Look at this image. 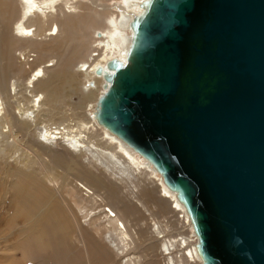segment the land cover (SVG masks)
Segmentation results:
<instances>
[{
	"label": "bare ground",
	"instance_id": "obj_1",
	"mask_svg": "<svg viewBox=\"0 0 264 264\" xmlns=\"http://www.w3.org/2000/svg\"><path fill=\"white\" fill-rule=\"evenodd\" d=\"M144 2L120 0L114 13L106 9L107 0H0V153L7 169L17 170L9 198L0 204L1 215L13 212L12 217H0V235L13 233L16 226L23 233L12 242H0V264H25L27 259L34 264H137L142 257L133 250L140 245L158 248L156 255H162L164 264H204L198 236L177 192L146 156L100 124L98 101L92 123L64 113L66 103L82 111L100 84L98 99L107 90L106 74L113 72L109 62H127L134 35L131 23L144 10ZM96 32L99 43L93 46ZM22 47L35 49L36 59L29 53H23L26 61L17 56L15 50ZM90 50L82 69L84 83L93 88L80 96L81 102L72 103L65 92H76L81 74L76 69ZM20 125L29 130L42 126L39 148L19 150ZM58 144L62 150H56ZM70 147L87 155L86 160L71 165ZM150 182L159 186L141 193L139 188ZM127 187L128 193L138 192L140 206L122 197ZM154 200L173 216L154 217ZM116 201L120 203L112 206ZM142 209L147 224L138 222ZM179 215L192 224L191 240L175 241ZM15 219L20 227L15 223L3 229Z\"/></svg>",
	"mask_w": 264,
	"mask_h": 264
},
{
	"label": "water",
	"instance_id": "obj_2",
	"mask_svg": "<svg viewBox=\"0 0 264 264\" xmlns=\"http://www.w3.org/2000/svg\"><path fill=\"white\" fill-rule=\"evenodd\" d=\"M144 6L97 120L177 192L204 264H264V0Z\"/></svg>",
	"mask_w": 264,
	"mask_h": 264
},
{
	"label": "rangeland",
	"instance_id": "obj_3",
	"mask_svg": "<svg viewBox=\"0 0 264 264\" xmlns=\"http://www.w3.org/2000/svg\"><path fill=\"white\" fill-rule=\"evenodd\" d=\"M119 3H120V0H107L108 7L106 9L107 10L111 9L114 13H116V10L119 9V6H118ZM100 9H103V8H100ZM98 31L105 34V32L101 31V29ZM97 32L94 33V36H96V38L98 40L94 42L93 46H95L96 44L99 43L100 36L97 35L98 34ZM96 52L97 51H94L92 54H95ZM15 53L17 56L21 57L24 61H26L28 59V57L23 58V56H24L23 53L31 54L30 55L31 58H34L37 55V53L35 52V49L25 48V47L16 49ZM90 55H91V50L89 53L86 54V57L81 58V59H83V62H82L83 64L80 62V64H78L79 69H76V71H78L77 73H81L80 75L78 74L79 83H78L76 92L71 93L69 91V89H67L65 92V97L68 100H70V102H72V103L81 102L80 96L84 92L90 91L93 88V84L91 86H89L88 81L86 83H84V81H86L87 76L82 69V68H84V64H87V61H88V58H90ZM35 59H36V57H35ZM84 62H86V63H84ZM26 67H28V64L26 65ZM12 81H14V80L12 79L11 82ZM103 85H104V83L100 84L96 88L95 97L89 98L88 100L84 101V109L82 111L77 113V110L75 108H71L70 104L66 103V104H68L69 107L65 108V110H67V112L64 111V113L69 114V116L71 118L76 117V118H78L84 122H87V123H92L93 121H96L92 115H93L94 109L96 107V103L98 101L99 94L103 89ZM28 94H30V93L28 92ZM11 95H12V91H11ZM10 109L12 110L13 108L10 107ZM55 112L58 113L57 111H54V113ZM16 113H17V111H16ZM42 129L43 128L41 125H38L35 128H31V130L20 125L19 129L17 130L18 131L17 139H18V143L21 146V148L19 150H22L23 148H31L33 150H36V148H39L40 147L39 142L41 141L40 140L41 139V135H40L41 132L40 131H42ZM64 141H65V139H64ZM2 146H4V143L0 142V147H2ZM7 149L13 150V148L10 146H7ZM69 149L71 150V153L67 154V159L70 161L71 165H73V163L75 161L82 162L83 159L86 160L87 155H81L78 150L73 149L72 147H70ZM56 150H62V144H58L56 146ZM3 161H4V158L2 157V154L0 153V162H2V163H0V204H3L9 198L10 193L12 191L11 183L15 180V175L17 173V170L15 168L8 170L7 166H6L7 163H4ZM8 161L13 162V159L8 158ZM157 186H159V185H157L156 183L150 182L148 185H146V187H144V188L140 187L139 190L141 193L145 192V195H146L147 191L153 190ZM130 187L132 188V186H130ZM101 192H103V190H101ZM136 194H138V192H136V190H134V192H132V193H128V187H127V188L123 189V196L122 197H124V199L130 200V203L138 204V200L136 199V196H137ZM104 196H106V195H104ZM108 202H111V201L106 202V205L110 206V204H108ZM117 203H120V201H116L114 204H111V205L113 206ZM150 206L152 207L151 208L152 212H154L153 213L154 217H157V218L160 217V219H162V220H167V219L171 218V216H173L171 209L166 207L164 210V208L161 207V202L158 200L152 201V203H150ZM8 210H10V209L8 208ZM12 214H13V212L9 213L8 215H5V214L1 215L0 214V217L1 216L12 217ZM137 216H138V222L140 224L141 223H144V224L148 223V221H149L148 215L145 213V211L143 209H142V214L137 215ZM176 217H177V220L178 221L180 220L181 222L179 221V223L177 224V227H176L177 233L174 234V237L177 240H175V239L174 240L175 241H178V240L182 241L183 238H186L187 240H189V239L191 240V238H194V230L192 228V224H188L187 222H185L184 221L185 219L182 221L183 217H181L180 215L176 216ZM173 218H175V217H173ZM126 219L128 221H131V224L135 222V221L131 220L132 216H126ZM15 223H18L19 227L22 225V223H20L18 219H15L11 223H9L8 225L4 226L3 229H6V228L12 226ZM100 224L103 225V222H100ZM18 230L19 229L16 226L14 228V230H10V232H13V233H10V234H9V232L1 233L0 242L2 244L6 243L8 241L12 242L15 240V238L22 237L23 233H18ZM194 245H196V242H194ZM133 251L136 255H140L142 257V260L139 261L137 264H150L155 259H159L163 262L162 255H160L159 253H158V255H156L157 251L160 252L158 248L155 249L153 247V248L146 249L145 245H140ZM18 255H20L19 252H18ZM16 257H22V256H16ZM25 264H34V262L31 259H27L25 261ZM163 264H164V262H163ZM198 264H202V263H198Z\"/></svg>",
	"mask_w": 264,
	"mask_h": 264
}]
</instances>
